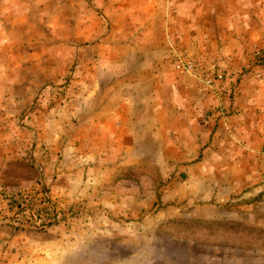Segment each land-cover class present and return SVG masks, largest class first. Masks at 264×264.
Segmentation results:
<instances>
[{
  "label": "rangeland",
  "instance_id": "rangeland-1",
  "mask_svg": "<svg viewBox=\"0 0 264 264\" xmlns=\"http://www.w3.org/2000/svg\"><path fill=\"white\" fill-rule=\"evenodd\" d=\"M0 264H264V0H0Z\"/></svg>",
  "mask_w": 264,
  "mask_h": 264
}]
</instances>
